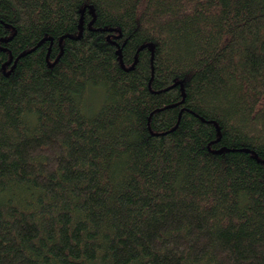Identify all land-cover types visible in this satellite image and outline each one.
I'll return each instance as SVG.
<instances>
[{
    "label": "trees",
    "instance_id": "trees-1",
    "mask_svg": "<svg viewBox=\"0 0 264 264\" xmlns=\"http://www.w3.org/2000/svg\"><path fill=\"white\" fill-rule=\"evenodd\" d=\"M0 264H264V0H0Z\"/></svg>",
    "mask_w": 264,
    "mask_h": 264
}]
</instances>
